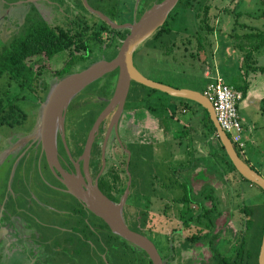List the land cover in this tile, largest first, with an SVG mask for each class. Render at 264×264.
<instances>
[{
    "label": "rangeland",
    "instance_id": "obj_1",
    "mask_svg": "<svg viewBox=\"0 0 264 264\" xmlns=\"http://www.w3.org/2000/svg\"><path fill=\"white\" fill-rule=\"evenodd\" d=\"M8 1H0V46L22 32L29 19L37 17L50 24L66 25V18L80 13L91 22L98 20L99 17L94 11H101L105 5L102 0H14L15 4L12 5ZM154 2L117 0L116 11L111 21L122 25L111 27L126 28L127 23L132 22ZM203 4L209 5L208 15L213 12L217 14L212 22L214 26L218 24V28L214 27L218 30L208 33L207 40L200 37V46L195 49L196 35H202L200 28L202 22L197 24L191 11ZM10 7L19 9L20 13L8 17L5 10ZM224 10L231 12L232 15L223 13ZM172 13L174 17H168L169 33L159 34L153 39H144L145 41H141L134 49L132 53L134 67L144 76L158 82L201 90L205 80L203 70L207 66L215 68L224 82L233 85L236 78H240L241 75L237 71L244 73V64L240 61L239 54L243 52L246 54L249 50H245L246 43L251 39L247 37L245 40L247 33L240 30L239 22H243L244 26L264 28V0H178L170 10V14ZM232 17L237 21L234 22L232 19L229 26L227 22ZM103 35V44H91L88 56L73 58L64 66L63 61L68 55L66 49L49 58L34 57L31 62L33 68L39 69L38 78L42 79V83L49 81L46 91L37 99L38 97H35L37 94L42 95L38 87L34 89L35 96L28 89H23L25 92H20L17 99L24 114L20 124L12 127L0 125V264H46L48 259L45 256L49 252H52L54 257L77 255L79 259L76 258V262L70 264H87L95 262V258L97 264H137L129 257L139 256L140 252L134 248L131 252L127 245L114 244L104 248L96 241L93 245L83 241L77 233L66 231L65 234L61 233L62 230L58 227L61 224L67 225L62 220L64 215L55 213L51 208H66L69 207V203L66 204L68 200L65 203L58 201L60 196L44 185L46 181L51 180L43 164V157L32 142L25 144L24 140H20L19 143L9 144L10 141L17 140L18 133L37 128L48 87L57 80L56 76H52L53 70L59 77V69L62 66L61 71L69 73L81 69L89 61L108 59L115 54L120 38L114 35L107 44L108 37L105 33ZM259 38L260 36L254 37L251 42L258 43ZM259 49L262 52V48ZM259 61L264 64V55ZM39 63L43 65L40 68L36 67ZM105 73L84 84L70 99L69 108L67 112L64 111L66 115L63 119L64 140L67 146L84 134L93 113L100 107L101 101L98 102L99 100L94 98L102 97L109 92L111 86L105 87L108 84L103 83L105 78L109 77L108 73ZM2 84L3 81L0 80L1 87ZM34 86L37 84L34 83ZM11 90L12 88L9 91ZM140 99L143 102H140ZM173 99L175 98L158 89H149L134 82L130 86L121 114L123 135L127 140L133 139L143 145L140 148L148 163L144 165L142 180L135 178V170L132 171L131 166L127 169L131 172V186L127 189L129 192L125 207L129 212L137 208H147L146 214L151 216L152 225H149L150 230L144 232L162 256L170 255L168 264H213L211 252L217 250L219 253L231 254L241 233L252 254L249 264H255L253 256L257 248L258 224L264 209V193L248 180L239 178L237 172L228 166L221 148L213 151L218 142L210 133L208 136L200 131L203 127L200 125V110L203 113L200 105L191 100L197 110L190 114V110H182L176 103L178 100ZM166 101L174 102L172 116L169 115L168 107L164 105ZM134 105L140 106L138 112H133ZM140 109L149 111L151 115L148 113L149 116L143 120ZM156 113L159 118H156ZM125 122L131 127L123 126ZM180 129L184 134H179ZM259 132L261 136L257 147L261 150L264 147L262 137L264 133L262 130ZM119 134H122V130ZM205 137L207 141H204ZM132 143L135 144L134 141ZM127 146L130 147V144ZM202 146L206 147V154ZM179 148L184 151L177 152ZM234 149L241 158L244 156L235 146ZM187 155L189 167L184 162ZM215 155L222 156V162L220 157ZM107 156L111 164L105 176L111 171L117 172L120 181L115 192L118 193L125 180L123 156L121 165L115 167L114 164H117L116 161L120 158L114 143L107 146ZM262 156L264 158V153ZM245 160L252 165L255 164L249 158ZM180 162L183 163L179 164ZM173 166L175 170L171 171L170 168ZM257 170L264 176V167ZM181 181L185 184L182 185ZM183 192L187 193L186 197L190 201L184 204L176 203L174 199L180 197ZM205 194H208V197ZM32 195L37 197L39 202L33 199ZM198 201L203 207H209L211 203L215 205L214 209L208 211L212 224L208 225L205 237L190 242L183 239L182 234L186 227L182 219L189 214L185 206H192V209L196 210L195 203ZM244 205L251 208V215L254 218L252 225L246 227L243 232L244 211L240 207ZM123 215L125 216L124 211ZM129 218L133 219L135 215ZM203 220L201 217L194 225L203 226ZM49 222L58 227L50 226ZM19 228L20 232L17 233ZM189 228L190 231L194 229L191 225ZM6 229H14L15 232L6 233ZM81 231L85 238H91L90 234L85 233L86 230ZM94 237L95 235L92 236ZM54 246L56 249H53ZM5 249L9 252L6 251L4 257Z\"/></svg>",
    "mask_w": 264,
    "mask_h": 264
},
{
    "label": "trees",
    "instance_id": "obj_2",
    "mask_svg": "<svg viewBox=\"0 0 264 264\" xmlns=\"http://www.w3.org/2000/svg\"><path fill=\"white\" fill-rule=\"evenodd\" d=\"M102 1L105 3V5H104V9H100L101 12L106 14L108 18L112 19L116 11L115 9H116L117 0H102ZM154 1L156 2L158 0H154ZM179 11L181 12L182 9ZM208 11H209L208 4H203L202 6L198 5L195 9H193V11H191L193 15V20L197 24H201L202 22V25L200 26L202 35L201 36L196 35L195 49H197L200 46V40H201L200 37L202 38L204 37L207 40L208 33H212V30L214 27V23L212 21L216 13L213 12L210 15H208ZM173 13L170 14V11H169L165 19L163 20V22L158 27H156L150 33V35L145 38V40L150 39V38L152 39L156 38L159 34H162V33H169L170 31L169 18L174 17ZM66 20H67L66 25H63V24H50L44 21L42 18L38 19L37 17L35 19H29L26 22L25 28L22 32H20L17 36H13L10 40L7 41V43L1 44L0 46V80L3 81V84H2L3 87H1L0 85V125L12 127L14 125L20 124V120L23 119L24 114H23V111L20 109L19 104L17 103V99H19L20 97L19 93L24 91L23 89H28L29 92H32V94H34L35 93L34 89L38 87L39 90L42 91V95L37 94L35 96L34 94V96L40 97V98L43 96L44 92L46 91L45 89L47 88L46 87L47 84L42 83V79L40 80L37 75L39 72L38 71L39 69L32 67V62H33L34 57L41 56L44 58H49L52 55L66 49L68 55L63 61V66H64L66 63L71 62L73 58H76V57L85 58L86 56H88V53L90 52L92 48L91 44L93 43H98L99 45L103 44L104 42L103 34L104 33L106 34L109 40L114 35H117L119 38H122L125 32L127 31V28H113L108 23L103 21L102 19L100 21L99 17H98L99 21L96 20V21L88 22L87 19L83 17V15H81L80 13L74 14L70 18H66ZM109 42L111 41L109 40L107 44ZM261 42H262V39L260 38V41L257 44ZM242 61L244 64L243 65L244 69H246L247 67H254V68L263 70V67L255 65L251 61L249 52L247 53V56H245V54L242 56L241 62ZM41 66L43 65L40 63L36 64V67L38 68H40ZM63 66L59 69V73L64 72V70L61 71ZM133 82L134 84L137 83L141 86H145L141 83H138L135 81ZM34 83L37 84V86H34ZM10 87L12 88L11 91H9L11 89ZM15 88H16V91H14ZM148 88L154 89L150 87ZM237 89H240V92H243L242 85L238 86ZM143 96H144V93H143ZM177 99H179V101H184V98L182 97H177ZM167 106L170 112L169 115L172 116L173 111H174V108H173L174 105L166 104V107ZM183 107H186L185 103H182L180 106L182 110L184 109ZM200 107L202 108L203 113H204V120L202 124L205 125L207 132L211 133L218 142L217 147H215L213 151L217 150L216 148H219V149L221 148V150L223 151L226 157V161L228 162L227 163L228 166H230L236 171V169L233 167L230 160L228 159L226 153L224 152L223 146L221 145V143L219 142L216 136L215 128L211 120L209 119L207 111L202 106ZM215 156L220 157L221 162H222V158H223L222 156H219V155H215ZM242 159L246 161L245 158L242 157ZM224 163L226 164L225 161ZM249 165L252 167L251 164ZM170 169L171 171H174L175 166L171 167ZM135 173L138 175V178L141 179L143 172H141V170L135 169ZM237 174L239 178L248 180L247 178L243 177L240 173L237 172ZM248 181L256 185L263 192V190L257 184H255L254 182L250 180ZM181 184L184 185L185 182L181 181ZM170 185L171 183L169 184V186ZM186 194H187L186 192H183L180 195V197H177L176 199H174L176 200V203H181V204L186 203L188 201V197H186ZM205 196L208 197V194H205ZM187 206H185V209H188L189 214L186 215L184 219H182V223L186 227L185 232L184 234H182V236H183V239L186 241L196 242L198 239L205 237L204 235L207 232L208 225L212 224L208 211L210 209H214L215 205L211 203L209 207H203L201 205V202L198 201V203H195L196 210H193L192 206H189V207ZM240 208L241 210L244 211L243 213V232H244L246 227L252 225L254 217L251 215V212H252L251 208L247 207L246 205ZM201 217L204 218L203 226L196 227L194 225V222L196 223L200 221ZM214 218L215 217H213V219ZM263 223H264V209H263L262 215L260 216V222L258 224V229H257V233H258L257 248L253 256L255 264H257L256 255H257L258 245L260 241L261 231L263 228ZM189 224L192 227H194V229L191 231L189 228L190 226ZM214 236L215 234L212 235L211 238L213 239ZM211 253H212L211 256L213 258V262H212L213 264H249L250 257L252 256V254L250 253L249 249L247 248L245 244L243 233L239 235V240L235 244L234 250L231 254L219 253L217 250ZM168 257L170 258V255H168Z\"/></svg>",
    "mask_w": 264,
    "mask_h": 264
},
{
    "label": "flooded vegetation",
    "instance_id": "obj_3",
    "mask_svg": "<svg viewBox=\"0 0 264 264\" xmlns=\"http://www.w3.org/2000/svg\"><path fill=\"white\" fill-rule=\"evenodd\" d=\"M66 72L65 73L61 72L59 73V75L63 76L64 74H66ZM53 73L54 74H52V76L53 75L56 76V79L60 78V76L58 77V74H55L54 70ZM107 73L109 77L108 78L106 77L103 83L108 84L105 87L111 86L109 88V92L106 93V95H103L102 97L94 98L95 100H99L98 102L101 101V105L93 113V118L91 119L89 126L86 128L84 134H82L79 137L80 140L79 139L74 140V142L70 146H67L64 140L65 127L63 124V119L66 113L63 112L62 127L60 129L56 127L54 133L56 165L52 163L51 164L47 163L45 156L40 149V139L37 134V128L35 130L34 129L31 130L32 129L31 128L30 130H27L28 132L22 134L18 133L19 135L17 136V140L14 142L10 141L9 144L19 143L20 140L22 141L24 140L25 144L28 142L29 143L32 142L35 145V147H37L39 154L43 157V164L47 171V175L51 180V181H46L47 183L44 185H47V188L56 192V194L60 196L59 197L60 199L58 201L65 203L66 200H68L66 204L69 203V207L62 209H57L55 207L51 208L53 211H55V213L64 215L62 220L67 225L61 224L58 227L56 226V224L49 222L50 226L60 228L62 230L61 233H64V231L70 232L72 234L77 233V236L80 239H82L85 242L92 243V245L94 244L93 243L94 241H96L99 245L103 246L104 248L110 245L113 246L114 244L123 245V246L127 245L128 248L130 247L129 249L132 252L133 246L131 243H129L124 238L118 236L117 234L113 233L101 217L96 215L92 210L88 209L84 201H82V199L78 195L72 193V190L75 191L76 193L82 192V191H86L88 187L95 185L96 188L109 201L116 203L119 201L120 197L122 196L126 188V193L122 200V204L120 206V215L122 217V220L126 224V226H128L132 230L140 232L141 234H144L146 237H148L144 231L150 230L151 228L149 227V225L151 226L152 224L150 222L151 216L150 215L148 216L146 214L147 208L146 207L137 208L135 211L129 212V210L126 209L125 207L127 202L126 198L129 192V190L127 189H129V187L131 186V180H130L131 172L130 171L128 172L127 169L129 168V166H131L132 171L138 169L141 170V172H144V165L148 163L145 156H143L144 154L142 153V150L140 148V146L143 145L139 144L138 143L139 141L133 139L132 140L135 142V144L132 143L133 142L132 140H127L126 136L123 135V128L121 126L122 124L121 114L123 111L124 102L127 98L128 91L133 82L132 80L129 81L125 98L120 108H118V111H117L116 103L110 106L108 112L101 118V120L97 124V127L93 132L88 149L85 150V139L88 130L91 126V123L95 118V116L107 104L108 99L114 87V82L117 74L116 68L110 70L109 72L107 71ZM37 99H40V97H38ZM70 99L67 102L66 107L64 109V111L66 112L69 108ZM140 102L143 101L140 100ZM138 107L140 106L134 105L133 112H138L139 110ZM116 111L118 114L116 115L115 120L111 121V117ZM123 126L131 127V125H129V123L126 122ZM139 126L145 127V125L143 126V124L141 125L139 124ZM120 130H122V134H119ZM12 135H14V133ZM111 143H114V147L118 150V157L120 158L119 160L116 161L117 164H114L115 167L121 165L120 161L122 160V156H123L122 168L125 174V180L121 191L118 193L115 192L116 190H118L117 183L120 181L119 179L120 177H118L117 172L111 171L108 174V176H105L106 170L107 168H109L111 164L109 163V158L107 156V146ZM128 144H130V147L127 146ZM62 173H65L66 178L62 175ZM135 178L139 179L136 173H135ZM142 179L143 178H141V180ZM68 185L70 188L68 187ZM78 194L80 195V193ZM51 196L52 198H54V194H52ZM32 197L33 199L39 202L37 197H35L34 195H32ZM63 197L64 199H62ZM123 211L125 212V216L123 215ZM132 215H135V218L133 219L129 218V216ZM81 230H86L85 233L90 234L91 238L90 239L85 238L84 233ZM19 231L20 228L17 229V232ZM93 235H95L94 238H92ZM62 237H64V235ZM53 249H56V247L54 246ZM134 249L139 251L140 254L139 256L129 257V259H131L133 262H136L137 264H151L150 259L142 249L137 247H135ZM157 252L159 253L162 264H168L170 258L167 256H162V254H160L158 249ZM45 257H47L48 259L46 261V264H70L76 262L75 259L77 258V255L75 256L68 254V255L54 257L52 255V252H49ZM78 259L79 258H77V260ZM87 264H97L96 258H95V262H88Z\"/></svg>",
    "mask_w": 264,
    "mask_h": 264
},
{
    "label": "water",
    "instance_id": "obj_4",
    "mask_svg": "<svg viewBox=\"0 0 264 264\" xmlns=\"http://www.w3.org/2000/svg\"><path fill=\"white\" fill-rule=\"evenodd\" d=\"M176 2L177 0H158L152 3L141 14H139L137 18L125 25L127 31L124 36L120 38L116 52L112 57L108 59H96L79 70L64 74L50 84L43 100L39 119L42 131L39 138L40 149L43 152L47 163L56 165L54 133L56 127L59 129L62 127V117L67 102L78 89L84 86V84L103 73L116 68L117 74L112 93L107 104L95 116L91 123L85 139V150L88 149L97 124L108 112L110 106L116 103L118 111V108H120L125 98L129 81L132 80L147 87L158 89L172 96L190 99L205 108L209 119L215 128L216 136L223 146L224 152L233 167L243 177L257 184L264 192V177L236 153L228 136L217 123L210 101L201 93V91L188 87H174L150 79L140 73L132 64L133 49L163 22L167 13ZM94 12L110 26L116 27L122 25L112 23L111 19L99 10H95ZM117 111L112 115L111 121L115 120L116 115L118 114ZM62 175L65 177V173H62ZM82 192L83 196L72 190V193L78 195L82 201H84L88 209L92 210L105 221L113 233L127 240L132 244L133 248L137 247L142 249L150 259L151 264H162L159 253L153 242L144 234L126 226L122 220L120 206L125 196L126 188L119 201L116 203L109 201L95 185L88 187L86 191ZM114 204L117 207H115ZM256 262L257 264H264V223L258 245Z\"/></svg>",
    "mask_w": 264,
    "mask_h": 264
},
{
    "label": "crops",
    "instance_id": "obj_5",
    "mask_svg": "<svg viewBox=\"0 0 264 264\" xmlns=\"http://www.w3.org/2000/svg\"><path fill=\"white\" fill-rule=\"evenodd\" d=\"M0 1H2V0H0ZM8 3L10 5L15 4L14 0H12V1L9 0ZM2 7H3V5H2ZM5 11H6V14L8 17L12 16V15L14 16L15 14L18 15L20 13V10L15 9L14 7L7 8ZM224 12L228 13V16L232 15L231 12H227L226 10H224L223 13ZM216 16H217V14H216ZM232 19H234V22L237 21V20H235V18L232 17L227 22L229 26L231 25ZM239 24H241L240 30L242 29L243 33H245V34L247 33L245 40H247V37L251 38L248 43L245 42L246 43V49L245 50H247V49H249V50L246 52V54L244 52H243V54L242 53L239 54L240 61L242 59V56L244 54H245V56H247V53L249 52V56L251 58V61L255 65L263 67V70L257 69L254 67H247L246 69L243 70L244 73H242V72L239 73L240 71L238 70L237 71L238 74L239 75L241 74L240 78L237 75L238 78H236L235 83L233 85L229 84V85H231L233 87L235 86L237 88H238V86H241V85L243 86V92H241V97L237 101V111H238V115H239V118H240V121L242 124V135H243V138L245 140V149L243 152V155H244L243 157L251 159L252 163L255 162V164L253 163V165L252 164L251 165L255 170H257L260 167L261 168L264 167V158L262 156V153H264V147L261 150H259L257 147L258 142H259V138L261 136L259 130H262L264 133V64H261L259 61V59L264 55V28H262V26H254V25L244 26L243 22L242 23L239 22ZM214 27L218 28V24L216 23V25ZM214 27H213L212 32H214V31L216 32L218 30V29H214ZM256 36H260V38L262 39V42L260 43V45H258L257 43L251 42V40H253L254 37H256ZM260 47L262 48V52H260V49H259ZM203 74L205 75V80L203 81V83L201 85V90L204 87V85L209 80H211L214 76H219L221 78V80L224 81L215 68L212 69V68H209L206 66V68L203 70ZM189 88H193V87H189ZM193 89L197 90L198 88H193ZM172 97L175 98V99H173L174 101L178 100V102H176V103H178L180 106L182 103H185L186 107H183V108H184V110L185 109L190 110V114H192L193 112H195L197 110V107L191 102L190 99L184 98V101H179V99H177L176 96H172ZM161 101H163V98ZM166 104L171 105V104H174V102L166 101L164 104L165 107H166ZM142 112H143V115H142ZM148 113H149V111H147V110L146 111L141 110V118H143V120H144L145 117L149 116ZM199 114H200L199 117H200V125H201L203 123V120H204V113H202L200 110ZM152 116H154V115H152ZM138 117H135V118L138 119ZM156 118H159L158 114H157ZM139 119H140V117H139ZM202 126L203 127H201V130H200L201 133L202 134L206 133V135H207L208 132H207L205 125L202 124ZM177 132L179 133V130ZM185 132H186V130H185ZM179 134H181V135L184 134L183 130H181V132ZM208 136H209V134H208ZM262 137L264 138V134H262ZM204 141H207L206 137H205ZM202 147H203V152L206 154V152H207L206 147L205 146H202ZM185 149L187 150V148H185ZM183 151L184 150H182V148H179V150L177 152L180 153ZM209 152H210V150H209ZM252 153H253L254 158H252ZM184 158H185L184 162H186V166L189 167V164H187V161L189 159L188 155L185 156ZM179 159L182 160V158H179ZM182 163L180 162L179 164H182ZM248 164H250V163H248ZM5 231H6V233L8 231H10L11 233L15 232L14 229H10V230L6 229ZM19 232H17V233H19ZM6 251H8V250L5 249V251L3 252L4 257L6 256V253H5Z\"/></svg>",
    "mask_w": 264,
    "mask_h": 264
},
{
    "label": "built area",
    "instance_id": "obj_6",
    "mask_svg": "<svg viewBox=\"0 0 264 264\" xmlns=\"http://www.w3.org/2000/svg\"><path fill=\"white\" fill-rule=\"evenodd\" d=\"M201 93L210 101L220 128L226 133L230 142L243 154L245 140L237 111V101L241 97L240 90L225 83L219 76H214L204 85Z\"/></svg>",
    "mask_w": 264,
    "mask_h": 264
},
{
    "label": "bare ground",
    "instance_id": "obj_7",
    "mask_svg": "<svg viewBox=\"0 0 264 264\" xmlns=\"http://www.w3.org/2000/svg\"><path fill=\"white\" fill-rule=\"evenodd\" d=\"M37 134H38V137L40 138L42 131H41V127H40L39 122H38ZM78 193H80L83 196L82 192H78ZM114 206L117 207L115 204H114Z\"/></svg>",
    "mask_w": 264,
    "mask_h": 264
}]
</instances>
